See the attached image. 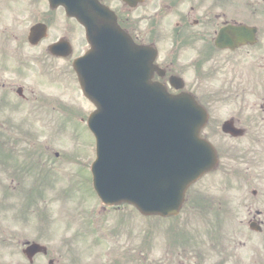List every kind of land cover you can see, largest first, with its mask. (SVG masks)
Returning a JSON list of instances; mask_svg holds the SVG:
<instances>
[{
  "label": "rangeland",
  "instance_id": "374dc122",
  "mask_svg": "<svg viewBox=\"0 0 264 264\" xmlns=\"http://www.w3.org/2000/svg\"><path fill=\"white\" fill-rule=\"evenodd\" d=\"M10 42L11 37H2L0 62L15 65L21 62L19 56L27 48L16 51L17 44ZM24 62L39 72L37 80L32 79V84L27 85L35 88L38 100L25 102L0 89V227L7 231L6 238L11 235L13 241L0 242V264H29L22 254L26 241L49 248V258L36 260L35 264H49L51 260L60 264L62 255V264H91L96 259L97 264H103L116 260V253L121 262L126 251L119 246L144 250L147 264H161L162 259L170 262L172 258L175 260L169 264H236L237 259L239 264H246L253 250L242 249L235 257L234 246L239 239L243 240L238 237L258 236L245 221L254 213L249 212V207L254 204L256 210L261 204L244 195L251 189H264L263 178L240 177L247 166L233 160L227 162L232 168L230 172L224 173L223 167L222 174L209 176L192 191H205V209L201 203L178 221L143 218L133 208L124 206L102 214V204L89 184L91 174L76 164H66L78 158L73 162L80 164L81 159L88 169L95 159V141L85 123L93 108L79 93L72 73L53 71L54 67L61 68L63 62L46 64L51 66L50 73L40 64ZM5 64L0 63L2 82L11 76ZM188 69L190 87L199 93L264 92V80L256 77L258 70L254 68H237L234 79L228 80L226 76L219 82L208 83L205 76L197 78L194 67ZM247 72L250 78L245 76ZM218 108L223 111H218L219 118L235 111L234 106ZM214 142L223 146L216 136ZM230 146L235 151L236 143ZM55 153L61 155L59 160H53ZM38 160L39 168L34 170ZM258 173V169L253 172L255 177ZM238 195L243 196L241 208L237 205ZM175 227L185 230V239L179 241ZM120 232L123 237L115 245L114 239ZM89 233L90 237L84 239ZM255 246L261 247L260 240L255 241ZM129 264L137 263L129 258Z\"/></svg>",
  "mask_w": 264,
  "mask_h": 264
},
{
  "label": "flooded vegetation",
  "instance_id": "af4514ba",
  "mask_svg": "<svg viewBox=\"0 0 264 264\" xmlns=\"http://www.w3.org/2000/svg\"><path fill=\"white\" fill-rule=\"evenodd\" d=\"M56 1L59 0H0V38L11 37L10 44H17L16 51L27 48V52L19 56L20 63L7 64L13 76L2 87L11 94L20 89L25 100L35 95V90L25 85L29 81H21L34 72L39 74L24 62L38 59L33 53L35 49L47 51L53 44L67 40L74 47L75 56L83 47V27L75 18L69 17L64 8L51 5ZM98 1L115 13L123 31L137 44L157 51L156 65L165 71V76H155V81L168 84L173 76L188 78L189 67L205 69V83L219 82L226 76L228 80L234 79L235 70L242 67L254 68L258 70L256 76L264 77V0ZM38 26L45 27L47 38L32 46L28 38ZM49 58L52 60L49 65L64 61L61 68L54 67L53 71L68 70L72 73L71 60ZM41 59H46L44 54ZM42 67L50 73L51 66ZM245 76L250 78V73ZM196 95L209 114L204 138L211 140L216 136L223 142L219 154L224 173L230 172L231 166L227 162L233 160L249 166L245 176H254L249 171L251 168L264 170V92L219 91ZM230 106L235 107L234 113L219 118L218 107ZM228 121L244 134L237 138L224 134L222 128ZM233 143H236L235 151L230 146ZM250 194L254 203L264 199V189L253 190ZM203 201L205 204V192ZM237 202L241 204V196ZM260 206L264 207V204ZM254 207L252 204L249 212H257L258 217L250 220L249 224H258L262 231L256 234L258 236L238 237L243 240L239 239L234 246L235 257L240 250L248 248L253 251L246 264H264V211L254 210ZM6 232L0 227V242L10 244L12 236L7 239ZM257 240H260V248L255 246ZM40 257L43 256L37 258Z\"/></svg>",
  "mask_w": 264,
  "mask_h": 264
},
{
  "label": "water",
  "instance_id": "95a60500",
  "mask_svg": "<svg viewBox=\"0 0 264 264\" xmlns=\"http://www.w3.org/2000/svg\"><path fill=\"white\" fill-rule=\"evenodd\" d=\"M96 56L91 51L76 70L98 108L89 126L97 138L92 171L99 197L108 205L131 203L145 215H177L188 188L217 165L214 148L200 137L205 111L192 97H172L151 83L148 70L141 73L145 84L131 93L123 65L111 75L116 91L103 93L92 73Z\"/></svg>",
  "mask_w": 264,
  "mask_h": 264
}]
</instances>
